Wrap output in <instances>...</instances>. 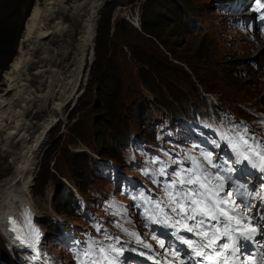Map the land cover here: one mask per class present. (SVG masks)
<instances>
[{"label":"rangeland","instance_id":"obj_1","mask_svg":"<svg viewBox=\"0 0 264 264\" xmlns=\"http://www.w3.org/2000/svg\"><path fill=\"white\" fill-rule=\"evenodd\" d=\"M44 1L33 0V8ZM243 1L106 0L75 100L49 132L31 183L30 199L56 263L92 257L84 241L95 252H161L158 240L164 239L147 227V208L137 210L135 200L144 191L154 201L166 199L162 185L195 171L194 161L210 173L214 167L205 153L213 163L227 157L240 169L228 139L244 128L264 142V30L248 31L249 12L237 11ZM29 14L22 16L15 53L0 70V94ZM69 15L60 26L68 36ZM143 23L157 36L146 33ZM133 50L150 63L136 59ZM51 106L31 130L45 122ZM9 161L0 162V182L11 173ZM130 233L143 243L128 239ZM0 263L18 264L1 232Z\"/></svg>","mask_w":264,"mask_h":264},{"label":"bare ground","instance_id":"obj_2","mask_svg":"<svg viewBox=\"0 0 264 264\" xmlns=\"http://www.w3.org/2000/svg\"><path fill=\"white\" fill-rule=\"evenodd\" d=\"M105 2L45 0L40 7L33 8V4L27 18L19 55L10 65L7 88L0 94V162L9 158V168L12 165L11 173L0 182V232L13 248L24 247L18 219L21 210L27 214L36 212L30 190L38 155L49 132L63 121L68 106L75 100ZM69 14H73L74 20L68 36L60 26ZM242 16L246 18L247 13ZM64 35L68 37L63 39ZM55 45L57 50H51ZM51 51L58 57L49 58ZM29 75L31 80H27ZM49 103L52 106L45 122L31 130L32 122Z\"/></svg>","mask_w":264,"mask_h":264},{"label":"snow or ice","instance_id":"obj_3","mask_svg":"<svg viewBox=\"0 0 264 264\" xmlns=\"http://www.w3.org/2000/svg\"><path fill=\"white\" fill-rule=\"evenodd\" d=\"M249 139L253 140L252 144H249ZM228 143L236 154L233 163L242 164L247 161L243 168L238 169L241 177L250 175L247 172L248 165L258 168L260 172L264 173V164L258 163L256 159L258 157L260 161H264V142H257L253 137H249L247 128H244L228 139ZM204 155L212 167L220 171H234L232 168L225 169L223 167L228 161L213 163L211 153ZM194 164L195 172L188 170L190 172L188 176H178L170 183L162 185L166 199L152 201L150 198L144 197L146 203L153 204V208L148 210L153 215L146 219H150L152 223H160L165 227L175 229L171 235L191 249L190 252H187L176 248L175 244L169 242L170 247L176 249L171 255L179 260L181 251H185V258L193 256L201 258L197 264H203L204 260H210L213 256L220 257L215 264H228L230 257L238 259L244 257L240 260V264H246L247 260H255V264H264V251L253 252L249 250L247 243H254L258 249H264V224L260 223L261 220H264V213H260L259 216L248 215L254 204L245 199V195L254 199L258 193L241 192L240 189L245 186L237 184L231 176H227V180L235 188V195L232 190H229L221 196L224 184L209 188L210 180L207 169L195 161ZM145 174L147 175V173ZM161 175H164L163 171ZM218 178L220 177L218 176ZM140 195L143 196V193ZM236 197H240V204L236 203ZM261 203L264 204V196H261ZM161 205L167 207L169 212H164V207ZM241 205H243L242 208ZM257 211L259 213V209ZM161 213H163V218L157 219ZM169 221L173 222L169 223ZM188 221H192V223L189 224ZM254 221L255 223H253ZM182 222L183 230L199 239H187L181 236L179 233ZM124 231L127 232V229ZM130 235L135 236L136 234L130 233ZM257 237L260 239L258 240ZM153 239L156 237L154 236ZM158 243L161 248L165 247L164 240H158ZM225 249L228 251L224 252ZM242 249L245 251H241ZM112 251L119 252L120 250L113 247ZM222 253L224 254L221 255ZM181 264H183V260H181Z\"/></svg>","mask_w":264,"mask_h":264},{"label":"trees","instance_id":"obj_4","mask_svg":"<svg viewBox=\"0 0 264 264\" xmlns=\"http://www.w3.org/2000/svg\"><path fill=\"white\" fill-rule=\"evenodd\" d=\"M33 5V0H0V70L5 69L4 63L10 61L15 53L22 29V16L28 15ZM142 29L149 34L156 35L145 23ZM157 36V35H156ZM134 56L136 50H133ZM138 56V55H137ZM140 62L148 63V60L137 58ZM150 63V62H149ZM4 264V263H0Z\"/></svg>","mask_w":264,"mask_h":264},{"label":"water","instance_id":"obj_5","mask_svg":"<svg viewBox=\"0 0 264 264\" xmlns=\"http://www.w3.org/2000/svg\"><path fill=\"white\" fill-rule=\"evenodd\" d=\"M32 6H33V5H32ZM31 9H32V7H31ZM30 12H31V11H30ZM30 12H29V13H30Z\"/></svg>","mask_w":264,"mask_h":264}]
</instances>
